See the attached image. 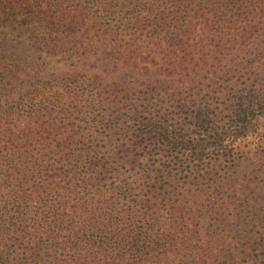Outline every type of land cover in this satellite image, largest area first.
I'll return each mask as SVG.
<instances>
[{
	"label": "trees",
	"instance_id": "1",
	"mask_svg": "<svg viewBox=\"0 0 264 264\" xmlns=\"http://www.w3.org/2000/svg\"><path fill=\"white\" fill-rule=\"evenodd\" d=\"M248 6L0 0V40L38 54L0 52V264H245L259 249L264 264V224L234 190V127L256 108L205 86L219 60L180 54ZM157 53L162 82L129 73ZM101 56L114 79L91 66ZM44 57L70 70L51 78Z\"/></svg>",
	"mask_w": 264,
	"mask_h": 264
},
{
	"label": "rangeland",
	"instance_id": "2",
	"mask_svg": "<svg viewBox=\"0 0 264 264\" xmlns=\"http://www.w3.org/2000/svg\"><path fill=\"white\" fill-rule=\"evenodd\" d=\"M248 3L250 6L247 9L231 18V20L234 19V24L229 25L225 22L227 19L230 20V13H228V16L221 17L220 20L223 23H220L217 28H213L212 31L200 28L195 41L187 42L183 48H180V54L188 55L194 61L219 60L221 62L220 69L215 73H210L205 86L212 82L222 83L220 85L217 83L214 87L209 88L212 92L217 91L213 93L220 100L228 98L232 103L237 104L238 97L244 96V98H248L251 106L256 108L252 126L245 129H241L239 126L234 127L236 141L233 146L235 145L236 149L233 153H236L235 156L240 159V166L236 171L234 182L237 203L240 204L239 198L244 201L246 211L242 209L241 215L247 220H254L255 230H257L258 224H264V0H248ZM200 39L203 41L196 42ZM27 43L20 39L11 42L2 39L0 40L2 46L0 52L16 51L27 60L33 61L38 57V54L33 52ZM138 44L144 47V42ZM154 55H157L156 58L159 60L156 61L157 63L143 64L139 62V65L129 70V73L136 74L144 80L162 82L165 79V74H161L162 72L158 71V65H156L158 62L160 64L162 54ZM44 61L49 64L47 69L51 73V78L70 70L57 62L55 58L44 57ZM91 66H95L97 72L108 79L116 77L111 69H106V56L99 57L96 59V63H91ZM90 68L87 65L85 70H91ZM122 77L119 76V78ZM76 81L79 82V78L68 80L67 84H73L77 90L85 87L82 85L80 87ZM145 89L144 86H141L138 90L147 92ZM249 93L255 95L246 96ZM222 113L228 115L227 112ZM244 158L245 162H243ZM239 209L241 211V208ZM259 244L264 250V241L261 243L256 241V246ZM261 253V249L255 251L257 256L250 263L245 264H261Z\"/></svg>",
	"mask_w": 264,
	"mask_h": 264
}]
</instances>
